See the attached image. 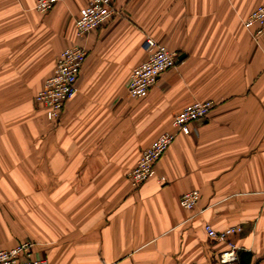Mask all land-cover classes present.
Instances as JSON below:
<instances>
[{
	"label": "crops",
	"instance_id": "0c3cea01",
	"mask_svg": "<svg viewBox=\"0 0 264 264\" xmlns=\"http://www.w3.org/2000/svg\"><path fill=\"white\" fill-rule=\"evenodd\" d=\"M87 1L41 12L0 0V249L31 240L51 264H222L209 223L240 226L234 241L264 264V34L244 25L264 0H115L117 14L80 38ZM147 36L183 58L136 99L127 87ZM72 44L87 49L78 92L51 121L35 95ZM209 99L208 117L133 186L142 151Z\"/></svg>",
	"mask_w": 264,
	"mask_h": 264
},
{
	"label": "built area",
	"instance_id": "2783aa9c",
	"mask_svg": "<svg viewBox=\"0 0 264 264\" xmlns=\"http://www.w3.org/2000/svg\"><path fill=\"white\" fill-rule=\"evenodd\" d=\"M114 1L88 0L74 20L76 35L83 38L114 17L117 14ZM54 2L55 0H37L35 7L46 12ZM244 25L254 37L264 34V3L251 11L245 18ZM144 49L147 57L133 68L127 87L129 95L136 99L144 97L160 74L175 67L177 62V52L152 36L145 38ZM86 55L87 49L80 44L65 47L59 53L52 73L36 93L35 102L44 108L49 120L56 121L65 103L78 92L80 70ZM213 106V100H195L177 112L172 121L175 130L160 133L142 151L136 164L128 172L132 185L139 186L153 176L157 161L174 142L177 134H190L193 131L191 124L207 118ZM159 180L164 181L165 178L161 176ZM199 196L198 189L186 191L181 195L180 203L186 209H193ZM240 230V226L216 230L211 224H205V231L210 238L227 245L221 253L222 264H238L240 248L233 236ZM33 246L31 240H24L12 248L0 249V264H51L44 256H34Z\"/></svg>",
	"mask_w": 264,
	"mask_h": 264
},
{
	"label": "trees",
	"instance_id": "16d2710c",
	"mask_svg": "<svg viewBox=\"0 0 264 264\" xmlns=\"http://www.w3.org/2000/svg\"><path fill=\"white\" fill-rule=\"evenodd\" d=\"M251 254L248 251H239L238 264H250Z\"/></svg>",
	"mask_w": 264,
	"mask_h": 264
},
{
	"label": "water",
	"instance_id": "95a60500",
	"mask_svg": "<svg viewBox=\"0 0 264 264\" xmlns=\"http://www.w3.org/2000/svg\"><path fill=\"white\" fill-rule=\"evenodd\" d=\"M182 58H183V55H179L176 63H178L179 60H181Z\"/></svg>",
	"mask_w": 264,
	"mask_h": 264
}]
</instances>
